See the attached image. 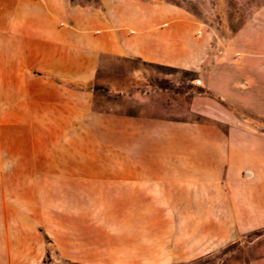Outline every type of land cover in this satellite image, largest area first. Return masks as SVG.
<instances>
[{
	"label": "crops",
	"instance_id": "1",
	"mask_svg": "<svg viewBox=\"0 0 264 264\" xmlns=\"http://www.w3.org/2000/svg\"><path fill=\"white\" fill-rule=\"evenodd\" d=\"M0 10L18 20L0 26L3 163L41 171L24 182L29 198L11 197L22 180H3L0 264H183L193 240L201 247L229 239L234 225L264 223V180L238 183L232 141L217 125L145 107L131 116L93 109L108 59L201 67L208 39L184 9L169 0H0ZM92 145L104 154L97 172Z\"/></svg>",
	"mask_w": 264,
	"mask_h": 264
},
{
	"label": "rangeland",
	"instance_id": "2",
	"mask_svg": "<svg viewBox=\"0 0 264 264\" xmlns=\"http://www.w3.org/2000/svg\"><path fill=\"white\" fill-rule=\"evenodd\" d=\"M169 2L184 9L186 17L199 24L196 37L208 39L201 67L182 69L108 59L101 65L93 109L131 116L141 114L145 107L150 116L215 124L232 141L231 167L242 172L238 183H259L264 180L260 176L264 173V0ZM4 19L12 20L11 24L18 21L14 16L10 20L3 17L0 10V26ZM163 82L176 88L185 86L188 94L162 91L158 87ZM3 127L0 113V200L5 197V177L14 185L23 181L20 192L11 191L12 199L29 198V186L24 182L34 183L41 171H11L4 165L2 141L8 127ZM15 136L11 134L12 139ZM93 147L91 171L97 172L99 157L104 154ZM245 171H256L258 176L247 179ZM188 251L194 254L187 255L183 264L197 260H203L202 264H261L264 223L234 225L229 239H204L201 247L193 240Z\"/></svg>",
	"mask_w": 264,
	"mask_h": 264
},
{
	"label": "trees",
	"instance_id": "3",
	"mask_svg": "<svg viewBox=\"0 0 264 264\" xmlns=\"http://www.w3.org/2000/svg\"><path fill=\"white\" fill-rule=\"evenodd\" d=\"M160 87H158L160 90L162 91H168V92H173L174 94H178V95H185L188 94V88H185V86L176 88V86L172 85L171 83L168 82H163L160 83L159 85ZM202 93V92H200ZM202 262H204L203 260H197L191 263H187V264H202Z\"/></svg>",
	"mask_w": 264,
	"mask_h": 264
}]
</instances>
